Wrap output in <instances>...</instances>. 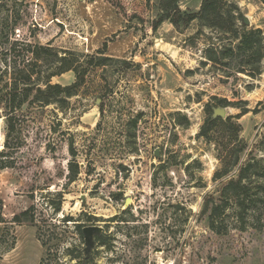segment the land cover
<instances>
[{
    "label": "rangeland",
    "instance_id": "obj_1",
    "mask_svg": "<svg viewBox=\"0 0 264 264\" xmlns=\"http://www.w3.org/2000/svg\"><path fill=\"white\" fill-rule=\"evenodd\" d=\"M124 1L129 17L108 0H0V97L30 45L74 52L89 69L62 106L30 96L0 107V264H264V58L249 72L264 47L243 51L234 31H264V2L224 0L214 27L154 30L164 0ZM201 4L179 0L190 12ZM21 100L22 88L9 103ZM216 107L227 116L202 134ZM250 160L243 206L222 195ZM90 225L100 229L87 251Z\"/></svg>",
    "mask_w": 264,
    "mask_h": 264
},
{
    "label": "trees",
    "instance_id": "obj_2",
    "mask_svg": "<svg viewBox=\"0 0 264 264\" xmlns=\"http://www.w3.org/2000/svg\"><path fill=\"white\" fill-rule=\"evenodd\" d=\"M116 7H118L121 12L129 17L128 7L124 0H108ZM224 0H202L201 8L197 12H190L183 10L179 5V0H164L162 5L161 13L158 20L155 21L153 29L157 28L166 20L170 21L177 29L187 28L194 20L199 19L204 21L207 26L214 27V19L220 16H223L221 11L220 4ZM264 2V0H262ZM237 9V7H235ZM228 15V21L235 26L234 19L235 15H232V11L229 10L226 12ZM227 23V21H225ZM232 27L230 26V29ZM224 31L228 30L222 28ZM236 33V39H241L239 47L245 52H252L254 49H262L264 47V38L262 29H244L241 34L238 33V30H234ZM46 51L50 56L55 57V59H48L44 57L40 51ZM233 50V48H230ZM54 47L50 45H30L28 53L31 56V61L27 66L23 68L15 67L12 72V82L7 83L9 88L4 97H0V107L5 106L7 111L13 112L22 107L23 103L26 102L30 96H33L31 101L33 103H40L42 105L56 104L61 105L65 103L68 98L77 95L80 87L85 83L86 76L88 73V67L80 71L79 67L76 65L77 55L74 52L70 54L73 58L68 57L66 54L60 56V53ZM223 52V51H222ZM221 52V53H222ZM219 49L212 47L208 50V58L211 61L219 62L220 57H218ZM252 54V53H251ZM264 58V54L261 53L260 57L257 59V65L254 69L250 70L252 76H256L262 72L260 62ZM44 59H46L50 64L48 65L46 71H42ZM106 57H103L98 63V65H105L103 63ZM92 62V61H90ZM92 64V63H90ZM68 71H74L76 73V81L70 85H62L60 83H53L52 78L56 75H61ZM22 88V94L24 95V100L18 102L16 106L11 107L9 101L15 100L16 96L19 94V89ZM12 97V98H11ZM217 121L212 115L208 118L207 123L203 126L202 134H208L210 127ZM8 122L10 123V129H12L11 119L8 117ZM259 165V162L252 160L248 162L244 167L241 168L237 178L231 179L224 188L223 195H226L228 191H232L235 197L241 198L242 204L246 202L249 189L251 187L250 183H247L246 178L248 173L256 168ZM248 191V192H247ZM244 192V193H243ZM226 203L216 204L211 209L210 217L211 224L214 229H216V219L225 208ZM61 209V204L59 203L56 206V210ZM209 209V200L205 201L204 211ZM69 220V219H65ZM217 230V229H216Z\"/></svg>",
    "mask_w": 264,
    "mask_h": 264
},
{
    "label": "water",
    "instance_id": "obj_3",
    "mask_svg": "<svg viewBox=\"0 0 264 264\" xmlns=\"http://www.w3.org/2000/svg\"><path fill=\"white\" fill-rule=\"evenodd\" d=\"M244 22L249 25L250 24V19L249 17L245 16L244 17ZM226 117L227 116V112H226V108L225 107H216L214 108V114L213 117ZM85 198V195H83V199ZM130 199H128L127 201V205L129 204ZM99 227L96 225H90V226H86L84 228V234H85V239H86V244H87V248L86 250L89 251L93 245V236L94 234L99 232Z\"/></svg>",
    "mask_w": 264,
    "mask_h": 264
},
{
    "label": "crops",
    "instance_id": "obj_4",
    "mask_svg": "<svg viewBox=\"0 0 264 264\" xmlns=\"http://www.w3.org/2000/svg\"><path fill=\"white\" fill-rule=\"evenodd\" d=\"M10 249H11V248H10ZM14 250H15V249H14ZM12 251H13V249H12V250H9L7 253H8V254H11Z\"/></svg>",
    "mask_w": 264,
    "mask_h": 264
}]
</instances>
